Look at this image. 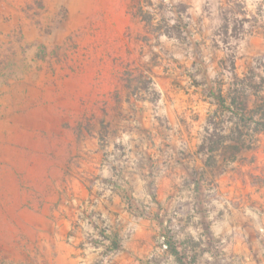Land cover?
<instances>
[{
  "label": "rangeland",
  "instance_id": "374dc122",
  "mask_svg": "<svg viewBox=\"0 0 264 264\" xmlns=\"http://www.w3.org/2000/svg\"><path fill=\"white\" fill-rule=\"evenodd\" d=\"M139 10L152 15L151 26L134 16ZM241 80L248 109L264 105V0H0V97L21 104L48 92L41 108L50 120L49 106H63L75 178L92 190H63L72 209L62 239L70 264H264L263 226L250 225L245 248L228 256L209 255L203 241L194 252L197 242L177 238L175 223L169 239L162 229L161 205L171 206L173 222L178 206L192 200L193 178L204 174L199 146L213 93L221 89L228 102ZM225 127L227 141L206 178L228 172V217L239 194L256 193L244 184H259L263 199L243 203L253 221L264 216V133L246 137L231 161L232 126ZM81 157L89 167L80 168ZM114 199L131 222L112 220ZM198 200L211 201L204 191Z\"/></svg>",
  "mask_w": 264,
  "mask_h": 264
},
{
  "label": "crops",
  "instance_id": "0c3cea01",
  "mask_svg": "<svg viewBox=\"0 0 264 264\" xmlns=\"http://www.w3.org/2000/svg\"><path fill=\"white\" fill-rule=\"evenodd\" d=\"M219 92L225 98L223 106L215 102ZM0 93H5V90L0 88ZM213 95L215 101L211 100L210 105L215 106V109L203 126L205 135L199 146L205 156L201 165L204 174L202 179L193 178L192 200L178 206V217L173 222L170 219L171 206L161 205L163 211L167 209L162 229L168 232L169 239L175 223L177 238L197 242L198 248H194V252L200 249L203 242H207L205 244L208 247L204 249L209 255L216 256L219 253L228 256V249L245 248L250 237V225L254 229L264 227V216L250 221L249 208L243 204L253 199L258 203L263 195L260 193L262 188L259 184H244L256 193L244 195L240 191L242 195L235 198L236 205L233 204L231 216L228 217V204L223 207L230 197L228 172L206 178V170L213 171L217 164L215 158L219 154L218 145L227 141V136L223 135L228 123L226 95L221 89ZM51 99L52 95L48 92L42 97L38 95L26 98L21 104H13L8 94L0 97V256H4L5 264H70L73 260L72 251L62 239L70 230L68 224L71 223L72 209L64 203L67 199L64 198L63 190L69 184L70 187L81 188L88 194L92 192L86 179L75 178V169L79 167L72 158L74 135L68 129L72 122L66 120L63 106H49L53 118L51 120L48 110L43 111L41 108L43 102ZM212 118L213 123L210 122ZM218 122L220 131L208 138L206 129L209 128L208 132L212 133L215 123ZM228 124L232 126L231 123ZM49 126L52 130H48ZM44 128L46 131L41 130ZM228 142L232 143L230 140ZM212 143H217L214 144L217 148L209 153L207 149ZM242 153L243 151L237 154L235 160ZM82 154L84 155V151ZM79 164L80 168L85 164L88 167L90 165L88 159L83 157ZM207 183L214 186V189L205 191L203 184ZM203 191L211 199L208 204L198 200ZM214 197L216 201H213ZM109 208L112 220H121L122 216L130 222L133 220L131 215L127 217L122 211L119 199H114ZM166 223L168 225H164ZM57 224L60 225L59 232L53 230V225ZM233 241L236 242L234 245ZM26 248L27 252L24 250ZM23 261L25 262L22 263Z\"/></svg>",
  "mask_w": 264,
  "mask_h": 264
},
{
  "label": "trees",
  "instance_id": "16d2710c",
  "mask_svg": "<svg viewBox=\"0 0 264 264\" xmlns=\"http://www.w3.org/2000/svg\"><path fill=\"white\" fill-rule=\"evenodd\" d=\"M138 12L139 13H135L134 16H140L141 21L145 22L147 26H151L153 20L152 15L147 12H143L142 10H139ZM157 30V32H162L167 38H171L172 36L170 30ZM153 31H156V29H154ZM238 82L236 81L233 85L234 87L231 90H228V123L232 124V127H230L229 129L230 133L228 134V140L232 142V145L230 146L231 161H234L237 154H239L243 149L246 142V137H252L253 135L264 133V105L260 107L258 106L253 110H249L248 101L245 95L247 88L243 84L244 81L241 80ZM216 97H218L216 104H218L219 106H223V104L225 103V98L221 94V92H219ZM212 121L213 118L210 120V122ZM219 124L220 122L215 123L212 129V133L208 132L209 128L206 129L208 138L213 137L216 134V131H220ZM251 124H253V128H250ZM214 144L217 143H212L210 147H208L207 152L211 153L215 148H217V146ZM172 252L174 256L179 255L178 251L175 248L172 250Z\"/></svg>",
  "mask_w": 264,
  "mask_h": 264
}]
</instances>
